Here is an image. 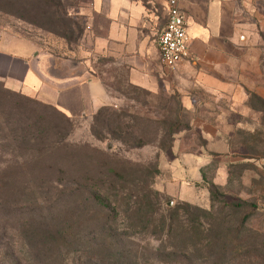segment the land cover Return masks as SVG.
I'll list each match as a JSON object with an SVG mask.
<instances>
[{
    "label": "rangeland",
    "instance_id": "rangeland-1",
    "mask_svg": "<svg viewBox=\"0 0 264 264\" xmlns=\"http://www.w3.org/2000/svg\"><path fill=\"white\" fill-rule=\"evenodd\" d=\"M82 1L0 0L12 46L50 58L56 77L100 76L113 99L93 110L104 100L84 88L87 114L71 118L0 83V264H264V108L250 91L264 90V0H239L245 90L190 112L95 51L74 15ZM214 110L230 151L209 158L203 180L182 178L175 150L203 151L193 123Z\"/></svg>",
    "mask_w": 264,
    "mask_h": 264
},
{
    "label": "crops",
    "instance_id": "crops-1",
    "mask_svg": "<svg viewBox=\"0 0 264 264\" xmlns=\"http://www.w3.org/2000/svg\"><path fill=\"white\" fill-rule=\"evenodd\" d=\"M179 7L187 20L191 57L174 71L164 68L158 48L159 37L168 22V0H89L76 7L74 15L85 20L84 38L92 41L95 51L125 67L131 86L152 94L167 91L179 96L187 112L207 106L200 99L230 102L233 94L239 96L246 87L240 79L247 73L244 67L247 54L243 44L246 38L241 33L239 0H180ZM242 36L244 40L240 39ZM11 41L0 29V83L7 90L36 91L39 102L71 118L87 114L80 105L84 88L90 95L95 91L104 100L93 110L112 104L113 99L100 76L63 87L65 81L50 77L45 62L36 52L19 44L20 48L12 46ZM250 91L264 101L261 87L255 86ZM208 113L216 115L214 122L197 117L193 123L207 140L206 149L199 155L182 156L180 150H175V161H183L184 157L189 163L182 178L194 175L203 180L202 172L209 158L230 151L220 126L225 112ZM184 185L180 184V189Z\"/></svg>",
    "mask_w": 264,
    "mask_h": 264
},
{
    "label": "built area",
    "instance_id": "built-area-1",
    "mask_svg": "<svg viewBox=\"0 0 264 264\" xmlns=\"http://www.w3.org/2000/svg\"><path fill=\"white\" fill-rule=\"evenodd\" d=\"M179 2L180 0H168V22L158 41L161 62L168 71H174L191 57V38ZM240 39L245 38L242 36Z\"/></svg>",
    "mask_w": 264,
    "mask_h": 264
},
{
    "label": "trees",
    "instance_id": "trees-1",
    "mask_svg": "<svg viewBox=\"0 0 264 264\" xmlns=\"http://www.w3.org/2000/svg\"><path fill=\"white\" fill-rule=\"evenodd\" d=\"M87 1H89V0H87ZM81 3H85V1H82ZM80 3V4H81ZM80 5H77V6H75V7H79ZM78 17V16H77ZM80 18H82V17H80ZM83 19V18H82ZM84 20V19H83ZM83 26V25H85V28H84V31H83V34H84V32H85V29H86V22H85V20H84V22L82 23H80V26ZM81 35H82V33H81ZM133 87V86H132ZM134 88H136V87H134ZM139 89V88H138ZM142 90V89H141ZM108 91V90H107ZM142 91H145V90H142ZM145 92H147V91H145ZM149 93V92H148ZM252 98H253V100H256L263 108H264V101L261 99V98H259V97H257L256 95H253L252 96ZM45 105V104H44ZM46 106H48V105H46ZM50 107V106H49ZM52 108H54V107H52ZM106 108V107H105ZM55 110H57L59 113H61L62 115H64V116H66V117H69V116H67L64 112H62L61 110H59V109H57V108H54ZM198 139H199V141H200V148L201 149H203V150H205L206 149V147H207V140L203 137V135H202V133L198 136ZM173 149V146L168 150V151H170L171 152V150ZM201 152V151H200ZM200 152H194V151H188V150H185V151H183V153H185V154H194V155H199L200 154ZM229 166L230 167H243V166H245V164H244V162H238V163H229ZM247 170V169H246ZM228 175H229V177L231 178V176H232V173L230 172V171H228ZM204 178V177H203Z\"/></svg>",
    "mask_w": 264,
    "mask_h": 264
},
{
    "label": "water",
    "instance_id": "water-1",
    "mask_svg": "<svg viewBox=\"0 0 264 264\" xmlns=\"http://www.w3.org/2000/svg\"><path fill=\"white\" fill-rule=\"evenodd\" d=\"M38 57L41 59L42 62H45V66L48 68V75H49L50 77L54 78V79H58V80L66 81V80H70V79L74 78V79H73V81H74V80H78V79H80V77H81V76H74V77H68V78H59V77H56V76H54V75H52V74L50 73V68H49L48 65H47V60H50V58L47 59V58H43V57H41V56H38Z\"/></svg>",
    "mask_w": 264,
    "mask_h": 264
}]
</instances>
